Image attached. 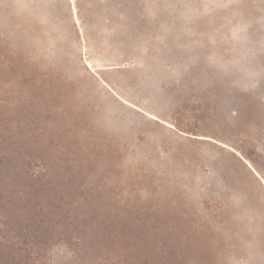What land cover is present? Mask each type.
Listing matches in <instances>:
<instances>
[{
    "label": "rangeland",
    "instance_id": "rangeland-1",
    "mask_svg": "<svg viewBox=\"0 0 264 264\" xmlns=\"http://www.w3.org/2000/svg\"><path fill=\"white\" fill-rule=\"evenodd\" d=\"M147 2L0 0V264H264V0Z\"/></svg>",
    "mask_w": 264,
    "mask_h": 264
},
{
    "label": "snow or ice",
    "instance_id": "snow-or-ice-1",
    "mask_svg": "<svg viewBox=\"0 0 264 264\" xmlns=\"http://www.w3.org/2000/svg\"><path fill=\"white\" fill-rule=\"evenodd\" d=\"M65 3L67 4V15L66 18L67 19H71L73 17V14H75V20H74V24L75 25H80L81 23V17L79 12L77 11V0H44V6L49 8V9H54V10H59L60 12L64 11V5ZM229 3H236L238 4L242 9L243 8H247V3L246 0H229ZM154 5L151 3H148L147 0H139V2H137V0H133V4L130 5V7H133L135 9H141V10H147L148 8L153 7ZM227 6V5H225ZM81 6V10H82ZM147 23V22H146ZM159 24V22H157ZM131 26V25H129ZM83 33H80V35H82ZM89 68L91 67V65L88 66ZM196 70L193 69V72H195ZM178 72L183 73L185 75H189L187 72V67L184 64L179 65L178 67ZM152 120H156L157 118L155 116L151 117ZM169 128H173L172 124L168 125ZM203 139V137H202ZM213 143H215V141H212ZM237 155H239V153H237ZM248 167L252 170V172L254 174H256L257 176L261 175V173H258L256 171L255 168L252 167L251 164L248 165ZM264 167V166H262ZM264 183V182H262ZM261 194L264 195V189H261ZM234 200L239 198V194H235L232 197ZM49 264H58V262L53 259L49 261Z\"/></svg>",
    "mask_w": 264,
    "mask_h": 264
},
{
    "label": "bare ground",
    "instance_id": "bare-ground-1",
    "mask_svg": "<svg viewBox=\"0 0 264 264\" xmlns=\"http://www.w3.org/2000/svg\"><path fill=\"white\" fill-rule=\"evenodd\" d=\"M74 16H75V14H74ZM91 65V64H90ZM92 68H94L93 66H92ZM154 114V113H153ZM155 115V114H154ZM151 116V115H150ZM157 119H156V121H158V122H162V123H166L163 119H161L160 117H157V116H155ZM166 124H169V123H166ZM174 127V126H173ZM207 139H210L211 141H215V142H218L216 139H213V138H211V137H206ZM219 144H222L221 142H218ZM225 147H228L227 145H225ZM228 148H230V147H228ZM256 175V174H255ZM257 176V175H256ZM257 178L259 179V180H261V181H263L264 182V178L261 176V175H259V176H257Z\"/></svg>",
    "mask_w": 264,
    "mask_h": 264
}]
</instances>
